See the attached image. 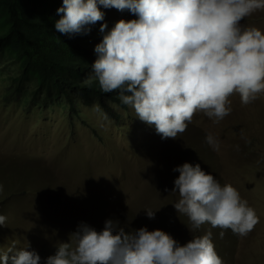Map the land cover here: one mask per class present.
Listing matches in <instances>:
<instances>
[{
    "label": "rangeland",
    "instance_id": "374dc122",
    "mask_svg": "<svg viewBox=\"0 0 264 264\" xmlns=\"http://www.w3.org/2000/svg\"><path fill=\"white\" fill-rule=\"evenodd\" d=\"M241 24L264 33V11ZM18 70L0 56V215L7 218L0 248L28 243L43 259L82 223L100 231L112 219L126 232L163 230L181 245L210 231L223 264H264V94L246 106L234 94L231 113L219 123L198 113L183 134L162 139L127 105L111 102L116 117L98 103L79 104L81 115L71 116L51 100L6 96ZM208 133L219 140V151L206 143ZM185 162L234 186L255 209L259 223L247 236L227 230L221 237L207 223L190 230L173 207L179 195L171 192L179 176L173 169ZM11 170L20 176H9Z\"/></svg>",
    "mask_w": 264,
    "mask_h": 264
},
{
    "label": "clouds",
    "instance_id": "9594fccd",
    "mask_svg": "<svg viewBox=\"0 0 264 264\" xmlns=\"http://www.w3.org/2000/svg\"><path fill=\"white\" fill-rule=\"evenodd\" d=\"M98 5L138 18L119 20L95 46L94 77L104 92L118 90L121 102L162 139L183 134L198 113L219 123L231 113L234 94L245 106L264 94V33L241 24L264 11V0H62L56 31L87 34V25L104 20ZM106 28L101 24L100 32ZM205 140L219 151L213 134ZM173 171L179 173L173 207L188 218L191 231L207 223L221 229V237L227 230L243 237L259 223L239 191L200 164L185 162ZM146 215L154 219L155 212ZM6 220L0 215V226ZM70 238L75 246L71 239L61 242L43 259L28 250L30 244L17 249L13 243L0 248V264H223L210 231L181 245L163 230L126 232L108 219L100 231L82 223Z\"/></svg>",
    "mask_w": 264,
    "mask_h": 264
},
{
    "label": "trees",
    "instance_id": "16d2710c",
    "mask_svg": "<svg viewBox=\"0 0 264 264\" xmlns=\"http://www.w3.org/2000/svg\"><path fill=\"white\" fill-rule=\"evenodd\" d=\"M61 6L62 0H0V56L12 59L19 68L6 96L23 92L35 104L51 100L68 108L71 116L81 115L79 104L98 103L106 114L118 117L111 102L126 105L118 90L104 92L95 79L91 67L97 59L94 48L116 22L138 17L129 10L98 5L104 12L103 21L87 25V34L66 35L55 29ZM101 24H107L103 33ZM19 174L8 173L12 177Z\"/></svg>",
    "mask_w": 264,
    "mask_h": 264
}]
</instances>
